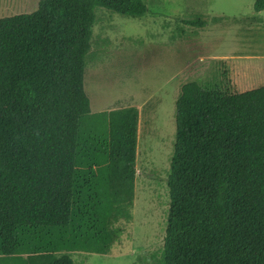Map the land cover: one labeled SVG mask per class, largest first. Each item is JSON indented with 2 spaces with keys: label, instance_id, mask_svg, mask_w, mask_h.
<instances>
[{
  "label": "trees",
  "instance_id": "obj_1",
  "mask_svg": "<svg viewBox=\"0 0 264 264\" xmlns=\"http://www.w3.org/2000/svg\"><path fill=\"white\" fill-rule=\"evenodd\" d=\"M97 7L147 11L144 0H39L0 17V264L106 254L132 217L134 112L92 111L83 85ZM210 62L174 101L158 264H264V84L239 91L227 61Z\"/></svg>",
  "mask_w": 264,
  "mask_h": 264
},
{
  "label": "rangeland",
  "instance_id": "obj_2",
  "mask_svg": "<svg viewBox=\"0 0 264 264\" xmlns=\"http://www.w3.org/2000/svg\"><path fill=\"white\" fill-rule=\"evenodd\" d=\"M38 1L0 0V17L30 12ZM144 1L147 11L141 17L102 7L95 10L83 85L92 111L134 112V202L131 219L117 223L123 233L110 250L106 254L73 251L70 255L76 264H158L169 205L166 178L179 86L204 76L212 58L243 56L256 46L264 47V35L248 37L245 31H235L233 17L212 20L221 9L228 14L249 11L255 0ZM195 15L206 20V25L187 23L194 22ZM246 62L257 61L238 60L237 70ZM227 66L232 81L235 73L229 61Z\"/></svg>",
  "mask_w": 264,
  "mask_h": 264
},
{
  "label": "crops",
  "instance_id": "obj_3",
  "mask_svg": "<svg viewBox=\"0 0 264 264\" xmlns=\"http://www.w3.org/2000/svg\"><path fill=\"white\" fill-rule=\"evenodd\" d=\"M235 2V0H234ZM232 3V2H230ZM221 9V13H216L214 17L231 16L235 23L231 26L235 31L246 32L245 36H254L255 34L264 35V7L261 10L250 9L249 11L236 10L228 14ZM230 13V12H229ZM241 23V24H240ZM237 35V34H236ZM238 36V35H237ZM239 36H243L240 34ZM231 53V52H230ZM226 61L230 62L231 72L235 73L232 82L239 91H244L258 87L264 84V47L256 48L247 55H224ZM257 61L246 62L244 66L237 70L238 60ZM239 71V75H238ZM127 110V109H121ZM120 111V110H119Z\"/></svg>",
  "mask_w": 264,
  "mask_h": 264
}]
</instances>
